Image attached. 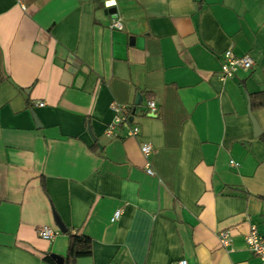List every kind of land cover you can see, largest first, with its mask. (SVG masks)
Instances as JSON below:
<instances>
[{
    "label": "crops",
    "instance_id": "obj_1",
    "mask_svg": "<svg viewBox=\"0 0 264 264\" xmlns=\"http://www.w3.org/2000/svg\"><path fill=\"white\" fill-rule=\"evenodd\" d=\"M106 1L0 0V264H64L68 233L73 264H261L264 0ZM228 48L251 67L222 76Z\"/></svg>",
    "mask_w": 264,
    "mask_h": 264
},
{
    "label": "built area",
    "instance_id": "obj_2",
    "mask_svg": "<svg viewBox=\"0 0 264 264\" xmlns=\"http://www.w3.org/2000/svg\"><path fill=\"white\" fill-rule=\"evenodd\" d=\"M111 5H113V3L110 2L109 0L105 2L106 7H109ZM113 15L114 17L110 22V26L112 28L121 29L122 16L116 13H114ZM252 63H253L252 58L248 54H242L236 56L233 54L232 50L228 48L224 51L223 61L220 64V72L222 76H230L233 75V73L238 68L249 69ZM38 104H41V102ZM147 107L149 112L151 113H154L156 111V105L154 101L151 100L148 101ZM113 109L115 110L116 114L112 122H110L105 129V133L107 136L113 135L115 127L123 122H126L128 119L125 106H114ZM138 131H139L138 126L134 125L129 129L128 134L136 135ZM140 150L142 154L147 156L152 150V146L150 143L144 142L140 145ZM145 168L148 174L154 173L148 163L145 164ZM120 214H121V209L118 208L113 212L110 219L112 221H115L119 218ZM58 232L59 229H54L49 226H40L38 228L37 233L40 237L48 239L54 237ZM218 241L221 246H227L229 244L230 232L228 229H222L218 232ZM245 242L249 250H251L253 254L257 255L260 258L261 264H264V235L257 230L255 225H252L250 227V230L245 234ZM171 264H188V261L185 258H180L174 260Z\"/></svg>",
    "mask_w": 264,
    "mask_h": 264
},
{
    "label": "trees",
    "instance_id": "obj_3",
    "mask_svg": "<svg viewBox=\"0 0 264 264\" xmlns=\"http://www.w3.org/2000/svg\"><path fill=\"white\" fill-rule=\"evenodd\" d=\"M264 92L248 93V102L250 107L257 105H264V99L262 98ZM126 107V114L129 115L131 108ZM264 139V132L260 135ZM261 199L264 201V194L261 195ZM264 208V207H263ZM69 245L66 257L64 258V264H73L74 259L80 255H86L91 252V239L84 234L68 233Z\"/></svg>",
    "mask_w": 264,
    "mask_h": 264
},
{
    "label": "water",
    "instance_id": "obj_4",
    "mask_svg": "<svg viewBox=\"0 0 264 264\" xmlns=\"http://www.w3.org/2000/svg\"><path fill=\"white\" fill-rule=\"evenodd\" d=\"M140 101H141V95H140L139 93H137V94H136L135 102H136V103H139ZM57 223L59 224L61 230H62V231H65L64 226H62V224H60V222H58V221H57ZM56 259H57L58 261H61L60 258H57V257H56Z\"/></svg>",
    "mask_w": 264,
    "mask_h": 264
},
{
    "label": "bare ground",
    "instance_id": "obj_5",
    "mask_svg": "<svg viewBox=\"0 0 264 264\" xmlns=\"http://www.w3.org/2000/svg\"><path fill=\"white\" fill-rule=\"evenodd\" d=\"M111 1V0H110Z\"/></svg>",
    "mask_w": 264,
    "mask_h": 264
}]
</instances>
